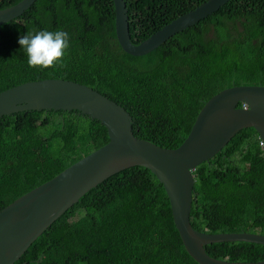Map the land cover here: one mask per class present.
I'll use <instances>...</instances> for the list:
<instances>
[{"label":"trees","instance_id":"obj_1","mask_svg":"<svg viewBox=\"0 0 264 264\" xmlns=\"http://www.w3.org/2000/svg\"><path fill=\"white\" fill-rule=\"evenodd\" d=\"M18 1L0 0V8ZM202 1L125 0L132 42ZM114 16L113 0H35L0 23V90L31 79H72L122 105L136 136L176 147L214 93L264 84V0H228L142 55L122 49ZM45 29L69 34L68 54L61 66L31 68L19 38ZM107 140L106 127L77 109L0 116V209ZM194 174V228L264 234V150L252 126L235 133ZM204 248L217 258L264 259L261 243ZM14 264L200 263L183 245L162 183L149 168L131 165L81 195Z\"/></svg>","mask_w":264,"mask_h":264},{"label":"water","instance_id":"obj_2","mask_svg":"<svg viewBox=\"0 0 264 264\" xmlns=\"http://www.w3.org/2000/svg\"><path fill=\"white\" fill-rule=\"evenodd\" d=\"M34 1L19 0L0 8V23L21 14ZM227 1H202L134 43L129 33L125 0H113L116 38L127 53L142 55ZM240 101L246 106H238ZM32 109H77L99 120L107 129L108 140L0 209V264H14L37 236L81 195L109 175L131 165L149 168L162 183L183 245L198 263L264 264V259L217 258L204 248L205 244L222 241L264 244V234L203 231L194 228L190 221L192 200L196 196V166L220 151L244 127L252 126L264 141V84H234L214 93L204 102L188 134L176 147L162 146L136 136L132 131V117L122 105L72 79H31L0 90V116Z\"/></svg>","mask_w":264,"mask_h":264},{"label":"clouds","instance_id":"obj_3","mask_svg":"<svg viewBox=\"0 0 264 264\" xmlns=\"http://www.w3.org/2000/svg\"><path fill=\"white\" fill-rule=\"evenodd\" d=\"M18 43L25 50L31 68H55L64 63L70 47V36L64 30L27 31Z\"/></svg>","mask_w":264,"mask_h":264},{"label":"built area","instance_id":"obj_4","mask_svg":"<svg viewBox=\"0 0 264 264\" xmlns=\"http://www.w3.org/2000/svg\"><path fill=\"white\" fill-rule=\"evenodd\" d=\"M242 105H243V106H246L245 103H243ZM259 143H260V145H262V146L264 147V141H263L261 138L259 139Z\"/></svg>","mask_w":264,"mask_h":264},{"label":"crops","instance_id":"obj_5","mask_svg":"<svg viewBox=\"0 0 264 264\" xmlns=\"http://www.w3.org/2000/svg\"><path fill=\"white\" fill-rule=\"evenodd\" d=\"M258 138L260 139V137L258 136ZM259 145H260V143H259ZM261 147H262V149L264 150V147L262 146V145H260ZM255 232V231H254Z\"/></svg>","mask_w":264,"mask_h":264}]
</instances>
